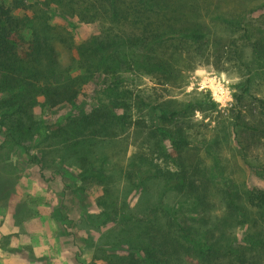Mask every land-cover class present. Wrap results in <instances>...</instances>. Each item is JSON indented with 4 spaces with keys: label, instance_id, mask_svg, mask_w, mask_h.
<instances>
[{
    "label": "trees",
    "instance_id": "16d2710c",
    "mask_svg": "<svg viewBox=\"0 0 264 264\" xmlns=\"http://www.w3.org/2000/svg\"><path fill=\"white\" fill-rule=\"evenodd\" d=\"M39 4L26 21L14 13L27 7L23 0H0L4 145L27 150L44 169L78 167L80 191L102 188V211L85 218L90 225L112 224L95 258L106 264H264V98L249 100L251 75L264 81V15L247 19L255 9L220 11L222 2L211 0ZM55 17L72 31L78 20L97 24L100 32L76 44L72 33L52 23ZM69 46L65 62L61 49ZM212 58L222 62V72L250 74L227 111L210 95L179 102L125 83L124 74L142 73L162 86H184L189 71ZM96 80L99 92L87 111L78 101ZM37 105L69 106L70 112L49 124L35 117ZM214 114L209 131L205 120ZM130 132L141 142L127 159ZM228 148L248 169L249 185L225 178L220 160ZM134 190L140 197L133 207Z\"/></svg>",
    "mask_w": 264,
    "mask_h": 264
},
{
    "label": "rangeland",
    "instance_id": "374dc122",
    "mask_svg": "<svg viewBox=\"0 0 264 264\" xmlns=\"http://www.w3.org/2000/svg\"><path fill=\"white\" fill-rule=\"evenodd\" d=\"M5 1L12 5L17 0ZM23 1L27 7H19L14 13L17 18L27 21L34 16L35 10L41 9L39 3L45 0ZM211 1L215 4L222 2L220 11H223V7L225 11L233 9L236 13L243 11L242 8L247 9L246 13L255 9L252 14L249 12L247 19L264 15V0ZM74 21L76 28L73 31L61 18L55 17L52 23L72 33L76 44H81L100 32L97 24ZM61 29L59 32L66 35ZM23 31L28 37L30 30L27 24ZM61 50L63 59L67 62L71 47ZM223 67L222 62L214 58L207 60L206 64L195 66L193 71H189L184 86L175 88L159 85L156 79L142 73H128L124 77L127 85L139 89L145 95L157 93L163 99L179 102L189 101L194 95H210L218 104V109L227 111L234 103V93L242 91L241 82L246 81L250 74L244 71V75H239L233 68L222 72L220 69ZM251 77L253 96L249 100L254 103V98H264V81L256 74ZM96 81L84 88L78 101L87 111L92 108L99 92L101 82ZM69 112V106L42 108L37 105L33 110L37 119H43L49 124L57 122ZM214 116L215 114L205 120L209 131L215 128ZM196 118L201 120L203 114L197 113ZM3 133L0 126V147L4 145ZM126 139V157L129 159L140 147L141 138L130 132ZM3 148L0 150V264H106L95 258V247L112 224L90 225L85 219L88 215H97L102 211L98 206L102 188L93 184L80 191L78 167L68 165L60 171L56 167L44 169L43 165L30 161L27 150L11 145H4ZM30 151L33 153V150ZM222 157L220 163L226 170L225 178L236 180L237 184L249 185L250 173L245 165L237 161L232 150L228 148ZM215 158H207L209 164H213ZM233 170L236 173L232 174ZM139 197L140 191L134 190L130 194L131 206L137 204ZM90 239L93 242H89ZM109 255L111 254L107 256Z\"/></svg>",
    "mask_w": 264,
    "mask_h": 264
}]
</instances>
